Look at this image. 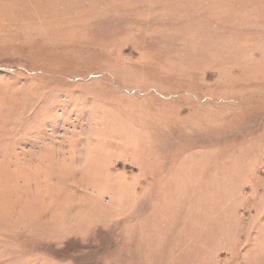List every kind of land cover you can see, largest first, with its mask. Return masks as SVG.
Instances as JSON below:
<instances>
[{
  "label": "rangeland",
  "instance_id": "1",
  "mask_svg": "<svg viewBox=\"0 0 264 264\" xmlns=\"http://www.w3.org/2000/svg\"><path fill=\"white\" fill-rule=\"evenodd\" d=\"M0 264H264V0H0Z\"/></svg>",
  "mask_w": 264,
  "mask_h": 264
},
{
  "label": "bare ground",
  "instance_id": "2",
  "mask_svg": "<svg viewBox=\"0 0 264 264\" xmlns=\"http://www.w3.org/2000/svg\"><path fill=\"white\" fill-rule=\"evenodd\" d=\"M72 171H73V170H72ZM78 176H79V175H78ZM42 214H43V213H42ZM42 214H41V215H42ZM35 220H36V219H35ZM21 221H22V220H21ZM37 221H38V220H37ZM34 222H35V221H34ZM40 223H41V221H40Z\"/></svg>",
  "mask_w": 264,
  "mask_h": 264
}]
</instances>
